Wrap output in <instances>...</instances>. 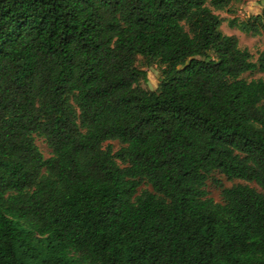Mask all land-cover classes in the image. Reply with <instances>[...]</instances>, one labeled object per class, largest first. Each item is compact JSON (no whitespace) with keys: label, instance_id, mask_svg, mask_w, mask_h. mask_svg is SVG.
I'll use <instances>...</instances> for the list:
<instances>
[{"label":"trees","instance_id":"1","mask_svg":"<svg viewBox=\"0 0 264 264\" xmlns=\"http://www.w3.org/2000/svg\"><path fill=\"white\" fill-rule=\"evenodd\" d=\"M207 2L0 0V264H264V51Z\"/></svg>","mask_w":264,"mask_h":264},{"label":"rangeland","instance_id":"2","mask_svg":"<svg viewBox=\"0 0 264 264\" xmlns=\"http://www.w3.org/2000/svg\"><path fill=\"white\" fill-rule=\"evenodd\" d=\"M211 0H208L206 6L221 20L220 30L225 35H232L237 37L239 41V47L241 49H246L253 57V61L257 60L259 53L264 51V34L260 36H249L241 33L235 28H230L228 26L229 21L233 19L245 20L246 18L257 15L261 13L262 7L260 6V0H231L230 4L223 10H216L211 4ZM143 60L138 58L137 66L146 72V82H141L140 85L143 89L148 91H154L159 83L160 79V67L153 65L151 67H143ZM246 80L251 79H264V74L253 73L244 74L242 76ZM35 143L39 148L41 154L44 158L50 157V149L47 147L42 139L35 138ZM111 145L113 151H117L121 145L116 141L106 142L103 146ZM235 184H245L239 180L228 181L222 175L218 173H213L209 180L206 182V191L208 197L212 198L214 202H221V188H228ZM249 186L255 187V185L250 184Z\"/></svg>","mask_w":264,"mask_h":264}]
</instances>
